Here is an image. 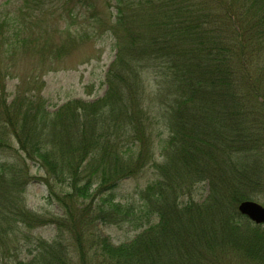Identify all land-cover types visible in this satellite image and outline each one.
<instances>
[{"label":"trees","instance_id":"1","mask_svg":"<svg viewBox=\"0 0 264 264\" xmlns=\"http://www.w3.org/2000/svg\"><path fill=\"white\" fill-rule=\"evenodd\" d=\"M105 3L10 0L12 10L0 13V152L16 153L12 162L0 159V244L52 224L56 238L37 239L31 259L14 264H74L65 234L76 264H91L94 250L105 264H175L176 236L194 234L199 225L203 234L191 235L196 246L181 254L188 264L201 261L202 249L218 241L264 262L260 226L237 212L240 202L264 193V0ZM54 31L64 41L57 54L68 41L113 39L102 98L70 100L53 113L32 93L10 99L4 78L11 69H1L2 58L51 48ZM247 56L261 66L250 69ZM155 69L154 86L144 84ZM148 86L152 105L145 103ZM151 162L158 177L139 195L140 204L116 201L117 184ZM29 163L47 174V199L61 215L44 219L21 201L33 180ZM197 183L208 188L204 201L180 203L179 195H189ZM99 224L142 230L116 246L98 234Z\"/></svg>","mask_w":264,"mask_h":264},{"label":"rangeland","instance_id":"2","mask_svg":"<svg viewBox=\"0 0 264 264\" xmlns=\"http://www.w3.org/2000/svg\"><path fill=\"white\" fill-rule=\"evenodd\" d=\"M100 5L106 8L105 0H98ZM10 0H0V13H6L10 10ZM12 10V9H11ZM106 16L108 15L106 11ZM108 17V16H107ZM62 34H56V31L51 35L52 45L51 48L41 49L34 48V52L30 55H20L13 58V60H6L2 58L1 69L8 66L10 76L4 78L5 91L10 99L14 97L17 92L25 94H34L35 96L42 97L46 102V108L50 113H53L57 108L70 100H82L86 102H93L102 98L107 90L106 77L110 65L115 58V43L109 34H105L101 39L89 40L84 43L78 42L69 45L63 52L57 54V50L64 43ZM72 45V46H71ZM44 53V55H42ZM247 64L252 70H256L261 66V60L255 56H247ZM151 70H149L150 72ZM150 78V79H149ZM158 78V69L149 73L145 78L144 84L152 82L155 84V79ZM145 103L152 105L151 87L145 89ZM151 110L149 113L151 114ZM16 157L13 150H5L0 152V159L12 162ZM154 161L156 164L162 163L159 157V143L154 142ZM264 161V159H263ZM18 163V162H14ZM151 167L148 165L141 169L136 175L127 179L121 180L115 190L114 195L116 201L122 204H140L139 195L144 189L157 179L156 166L151 162ZM28 169L33 180L27 185L24 192L21 194L20 199L25 204L26 208L42 218H47L50 215H61V209L56 205L51 204L47 199L48 188L45 182L48 179L44 170L38 169L36 164L29 163ZM59 192V189H56ZM208 195V188L203 183H197L192 187L189 195H179L180 203L182 201L193 200L197 204L202 203ZM184 197V198H182ZM254 202L264 207V193L258 194L253 200ZM180 210L174 211L179 214ZM158 219L152 218L150 225L155 224ZM140 225V224H139ZM141 226V225H140ZM206 226H210L209 224ZM145 228L146 226H141ZM258 231L264 237V225L259 227ZM98 234L106 237L114 245H120L132 240L142 229L136 224L124 225H98ZM57 229L54 225L40 226L34 230H23L20 234L9 235L8 243L0 244V260L7 264H14L17 260L28 261L31 256L35 254V246L37 239L51 242L56 238ZM202 228L199 225L195 226V232L191 235H202ZM244 238H248L249 232L242 231ZM181 235V236H178ZM178 238L173 242L178 262L175 264H188V255H181L185 251L192 250L194 244H191L195 236L186 234H178ZM251 237V236H250ZM64 238L69 242L70 256L73 258L74 264L77 262V255L74 253V247L69 235L65 234ZM246 243V241L244 242ZM16 247V248H15ZM243 248V245L240 247ZM235 248V246L227 247L225 244L221 245L220 242L213 244L208 249H202V259L195 264H264L262 259L256 257H248ZM180 253V254H179ZM91 256V264H105L102 258L94 250V253H89ZM108 264V263H106Z\"/></svg>","mask_w":264,"mask_h":264},{"label":"water","instance_id":"3","mask_svg":"<svg viewBox=\"0 0 264 264\" xmlns=\"http://www.w3.org/2000/svg\"><path fill=\"white\" fill-rule=\"evenodd\" d=\"M239 214L247 217L256 225L264 224V207L252 201H245L238 205Z\"/></svg>","mask_w":264,"mask_h":264}]
</instances>
